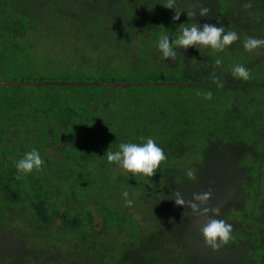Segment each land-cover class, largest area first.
Wrapping results in <instances>:
<instances>
[{
  "label": "trees",
  "instance_id": "16d2710c",
  "mask_svg": "<svg viewBox=\"0 0 264 264\" xmlns=\"http://www.w3.org/2000/svg\"><path fill=\"white\" fill-rule=\"evenodd\" d=\"M165 2L0 0V82H29L0 84V264H264V49L243 48L264 39V0H199L207 16L195 8L175 22ZM196 3L176 0V10ZM182 23L239 39L164 60L158 39L174 40ZM96 29L97 45L65 53V35ZM237 64L252 78H233ZM133 81L143 84H113ZM168 82L188 85H147ZM149 137L166 156L154 176L107 162L106 151ZM33 149L43 168L17 180L16 161ZM209 189L215 218L233 226L231 261L203 254L202 218L174 202Z\"/></svg>",
  "mask_w": 264,
  "mask_h": 264
},
{
  "label": "clouds",
  "instance_id": "9594fccd",
  "mask_svg": "<svg viewBox=\"0 0 264 264\" xmlns=\"http://www.w3.org/2000/svg\"><path fill=\"white\" fill-rule=\"evenodd\" d=\"M162 6L166 9H172L174 15L172 21H178L181 13H186L188 18L195 17L199 8V16H207L210 12L208 7H204L197 0L196 5L187 12L176 10V0H166ZM245 9L251 8V0L243 5ZM239 39L235 31H225L223 26L216 24L205 23L198 25L197 23L186 24L182 23L177 28V35L174 40H171L167 34H162L157 42V48L161 53L164 60L175 61L177 52L176 49L187 50L188 48H210L214 53L223 52L227 47L232 45ZM243 48L247 52H254L259 49H264V39H257L254 37H247L243 42ZM222 60L216 59L215 65H221ZM233 78L242 79L247 81L252 78L250 70L246 69L243 65H234L231 69ZM214 83L217 87H223L219 83V78L213 77ZM205 99H212V93L202 94ZM143 143H121L118 146V151H106L107 162L109 164L115 163L125 173H130L133 176L142 175L150 178L154 176L159 168V165L166 159L163 149L152 138H141ZM44 160L41 158L40 153L33 149L24 154L15 163V168L18 175L17 180L22 179L24 176L31 174L33 171H40L44 166ZM189 179H195L194 170L189 169L186 172ZM174 202L177 206L189 208L191 214L195 217L202 218L200 226V233L203 238L205 246L211 248L213 251L219 250L224 245H227L233 239L232 232L233 226L223 219H216L220 215L221 206L217 205L211 207L208 205L209 200L212 198V191L193 193L192 198L185 200L180 192H176ZM127 191L122 193L125 206H133V201L128 198Z\"/></svg>",
  "mask_w": 264,
  "mask_h": 264
},
{
  "label": "rangeland",
  "instance_id": "374dc122",
  "mask_svg": "<svg viewBox=\"0 0 264 264\" xmlns=\"http://www.w3.org/2000/svg\"><path fill=\"white\" fill-rule=\"evenodd\" d=\"M123 17L126 19L132 18L131 14L127 13V11L124 12ZM65 36L66 37H64V39H63V48L66 50L65 53L70 55V57H71V55H73L75 53V51H77V53H80L84 50V46H85L84 40L90 42V44H92L93 46L97 45L96 42H97V37H99V30L96 29L95 31H91L90 34L89 33H82L81 30H79L78 32H73L72 35H70V36L69 35H65ZM154 36L157 39L158 35H154ZM61 41H62V38L60 39V42ZM71 42H72V47L70 48ZM75 42H78V44H75ZM59 46H61V45H59ZM129 47H130V50H132L131 44H129ZM132 51H134V50H132ZM70 57L68 58V56H64V60L68 61L70 59ZM68 62L71 63L72 60H69ZM109 65H111V67L113 68L116 66V62H114V61L110 62V63L108 62V67H109ZM82 67L86 68V65H83ZM242 201H244V200H242ZM242 205H243L242 202L236 201L235 208L239 209V208H241ZM159 214H161L163 216V218L166 217L164 215V212L163 213L159 212ZM139 221L142 222L143 220L140 219ZM226 246L227 245H224L219 250H217L218 253H215V251H213L211 248L205 246V244L203 243L201 246V251L203 252L204 255L209 254V257L214 258L218 261L219 260L231 261L232 252L226 251V249H227Z\"/></svg>",
  "mask_w": 264,
  "mask_h": 264
},
{
  "label": "water",
  "instance_id": "95a60500",
  "mask_svg": "<svg viewBox=\"0 0 264 264\" xmlns=\"http://www.w3.org/2000/svg\"><path fill=\"white\" fill-rule=\"evenodd\" d=\"M29 82H0V84L2 85H7V84H28ZM30 84H35L34 82H30ZM57 84H70V85H74L76 83L74 82H57ZM79 84H84V83H79ZM93 84V83H91ZM114 85H117V87H123V86H128V85H136V84H143V83H137V82H117V83H113ZM151 84H158V85H188L186 83H147V85H151Z\"/></svg>",
  "mask_w": 264,
  "mask_h": 264
}]
</instances>
